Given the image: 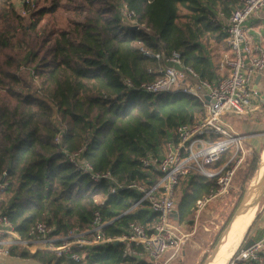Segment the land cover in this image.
<instances>
[{
	"label": "trees",
	"instance_id": "obj_1",
	"mask_svg": "<svg viewBox=\"0 0 264 264\" xmlns=\"http://www.w3.org/2000/svg\"><path fill=\"white\" fill-rule=\"evenodd\" d=\"M33 5L23 16L12 0H0V179L6 184L0 190V213L22 241L31 239L30 230L39 222L52 227L57 238L73 229L86 231L96 211L107 223L105 237L126 234L131 223L151 233L157 215L146 202L135 205L139 193L111 194L106 182L94 183L76 171L64 151L85 148V160L119 183L155 185L161 175L143 168L140 160L162 156L168 142H177V127L197 124L204 108L179 91L136 90L154 81L164 64L144 52L168 56L176 51L201 79L219 78L218 52L226 47L223 21L237 1L51 0L48 7ZM123 5L134 13L136 29L123 26ZM59 11L68 15L67 28L54 31L41 24ZM263 148L252 151L241 197ZM232 155L225 152L209 169H219ZM215 182L216 177L195 172L179 180L174 195L179 225H193L196 201ZM6 249L9 256L41 264H152L123 256V243L74 248L79 261L70 254L30 253L19 245Z\"/></svg>",
	"mask_w": 264,
	"mask_h": 264
},
{
	"label": "built area",
	"instance_id": "obj_2",
	"mask_svg": "<svg viewBox=\"0 0 264 264\" xmlns=\"http://www.w3.org/2000/svg\"><path fill=\"white\" fill-rule=\"evenodd\" d=\"M14 1L20 2L21 10L18 13L23 16L27 15V7L34 6L32 0H12L13 5ZM236 1L237 7L223 21L222 40L228 50L220 61L223 74L219 78L211 81L201 79L191 67L182 63L181 55L176 51L168 56L144 52L146 56L164 64L159 65L156 71L158 76L154 81L142 83L136 90L146 94L179 91L197 98L204 108V117L197 124L177 127V142H168L162 156H149L140 160L143 168L155 169L161 175L155 185L146 187L133 182L119 183L109 171H96L85 160V148L73 153L64 151L66 161L76 171L94 183L106 182L111 194L120 190L139 193L140 198L135 205L146 202L150 211L157 215L152 232L147 233L142 226L131 223L126 234L105 237L103 228L107 223L102 221L100 213L96 211L91 227L86 231L73 229L65 237L57 238L52 236V227L39 222L30 230L31 239L22 241L8 218L0 213V255H9L7 245H19L30 253L43 251L59 256L70 254L74 261H79V255L72 253L74 248L88 249L109 243H123V256L130 255L139 261L146 259L152 264H160L166 251L179 248L186 236L174 217V195L179 180L192 172L207 178L216 177L209 194L195 203L194 214L197 219L212 200L223 196L230 188L236 169L248 152L245 138L227 123L226 116H246L253 111V102L261 99L259 91L253 87V81L264 72V33H258L257 38H253L248 23L264 11V0ZM119 11L123 25H137L134 13L125 5ZM126 84L133 87L129 82ZM59 141L57 136L55 142ZM228 151H234V154L225 165L217 170L209 169ZM5 187L6 184L0 179V190ZM57 242L60 244L57 245ZM226 264H264V235L253 240V244L246 249L243 246L237 248Z\"/></svg>",
	"mask_w": 264,
	"mask_h": 264
},
{
	"label": "rangeland",
	"instance_id": "obj_3",
	"mask_svg": "<svg viewBox=\"0 0 264 264\" xmlns=\"http://www.w3.org/2000/svg\"><path fill=\"white\" fill-rule=\"evenodd\" d=\"M18 3L20 2L14 1L15 6L14 5L13 6L17 12L18 11L20 12L21 7L20 4ZM34 3L36 5V8L38 9L42 7H48L51 3V0H32V4ZM41 24H45L47 27L53 29L54 31L61 28H67L69 26L68 15L65 14L63 11H59L54 16L45 17L44 20L41 22ZM221 49L223 51L225 50V48L223 47H221ZM227 116H226L227 123L231 125V123L228 120L230 116L228 117ZM233 126L236 128L234 124ZM258 141L259 143L257 145H255L254 147L251 146L252 150L255 149L257 152L259 151L261 145L264 142V137H261V139H259ZM252 150L249 149L248 152H246L242 157V161L237 167L230 188L226 191V193L223 196L212 200L206 206L205 210L197 219L195 218V214H194L193 225L191 227L183 226L184 228H181L182 232L185 233L186 236L182 240V243L179 246V248L177 250L166 251L160 264H204L206 262L213 248L215 247L216 243L223 234L224 230L226 229L227 225L231 221L232 217L234 216L235 212L237 211L238 207L240 206L244 198L245 193L241 197V179L245 175L251 163ZM232 153L234 154V151H232ZM263 155H264V148L261 153V159ZM257 170L255 171V173L257 172ZM249 187H250V182L247 184L246 191L248 190ZM177 190L176 192H178ZM263 206H264V193L258 197V203L252 206L251 212H253V214L251 217V222L250 225L246 227V229H249V227L251 225L252 226L248 232L246 241L251 239V237L256 238L259 236V234L262 235V231H261L262 228L261 229L258 228H259V223L261 222L262 219L261 216L264 208ZM257 215H258V219L253 223ZM245 231L246 230H244V233ZM211 241L213 242L212 245L210 247H207ZM241 245L242 244H240L237 247L236 244L233 252ZM205 249H208L206 250L207 254L202 255L201 252L202 250ZM227 261L225 262V264L227 263Z\"/></svg>",
	"mask_w": 264,
	"mask_h": 264
},
{
	"label": "crops",
	"instance_id": "obj_4",
	"mask_svg": "<svg viewBox=\"0 0 264 264\" xmlns=\"http://www.w3.org/2000/svg\"><path fill=\"white\" fill-rule=\"evenodd\" d=\"M248 27L250 28V35L253 38H257L258 33L263 34L264 33V11L259 12L255 17H253L248 23ZM222 43L224 44V46H226L224 41H222ZM226 48L227 47H225L224 51L221 50L218 52V56H219L218 73L220 74V76L223 74V71H221L220 69V61L223 57V54L226 53L228 50ZM253 87L259 91V94L261 97L260 100H256L253 102L254 103L253 111L250 114L246 116H242V117L228 115L230 116L228 120L231 123V125L233 126L234 124L236 126V128L233 126V129L245 138L244 143H245V147L248 150L249 149L252 150L251 146L254 147L255 145H257L259 143L258 140L261 139V137H264V72L259 74L254 79ZM262 145H264V142ZM175 210H176V207H175ZM177 216H178V213H177ZM261 217L262 219H261V222L259 223L258 229L262 228L261 229L262 235L259 234V236L256 238L251 237L252 240H256L264 235V208H263ZM180 226L181 228L185 227V225H180ZM212 243L213 242L211 241L207 247H210ZM206 250L208 249L202 250L201 254L202 255L207 254Z\"/></svg>",
	"mask_w": 264,
	"mask_h": 264
},
{
	"label": "water",
	"instance_id": "obj_5",
	"mask_svg": "<svg viewBox=\"0 0 264 264\" xmlns=\"http://www.w3.org/2000/svg\"><path fill=\"white\" fill-rule=\"evenodd\" d=\"M126 29H136L137 25H123ZM207 99V98H206ZM260 162H261V156H260ZM260 166V164H259ZM264 193V173L261 182L254 188H248V190L245 192L244 198L238 207L237 211L235 212L234 216L232 217L231 221L227 225L226 229L224 230L223 234L219 238L218 242L216 243L215 247L213 248L210 256L206 260L204 264H213L216 257L224 247V244L229 239L230 235L233 232L234 227L237 225L238 218L242 216L246 210L250 209L252 206L258 203V197ZM255 198L252 203H249V201ZM174 217H177V211H174ZM117 244V243H115ZM253 244V240L249 239L247 240L243 248L246 249L250 247ZM0 264H41L33 259H23L19 257H13V256H5L0 255Z\"/></svg>",
	"mask_w": 264,
	"mask_h": 264
},
{
	"label": "bare ground",
	"instance_id": "obj_6",
	"mask_svg": "<svg viewBox=\"0 0 264 264\" xmlns=\"http://www.w3.org/2000/svg\"><path fill=\"white\" fill-rule=\"evenodd\" d=\"M262 151H263V149H262ZM263 173H264V155L261 159L260 166H259L257 172L255 173L254 177L250 181V188L256 187L261 182L262 177H263ZM254 199L255 198H252L249 201V203H252L254 201ZM251 209H252V207L250 209L246 210L245 213L238 218L237 225L234 227L232 234L230 235L227 242L224 244V247L222 248V250L220 251V253L216 257L213 264H225V262L227 260H229L230 257L233 255V253L236 251L235 250L233 252L235 245L237 244V247H238L241 244V242L243 241L245 234L248 230V229H246V227H248L250 225V222H251V217L253 214V212H251ZM244 230H246L245 233H244Z\"/></svg>",
	"mask_w": 264,
	"mask_h": 264
}]
</instances>
